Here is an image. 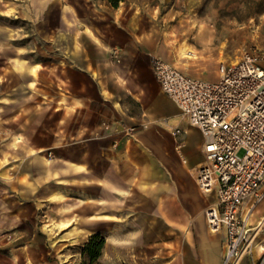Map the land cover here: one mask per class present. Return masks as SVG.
<instances>
[{
	"label": "rangeland",
	"instance_id": "rangeland-1",
	"mask_svg": "<svg viewBox=\"0 0 264 264\" xmlns=\"http://www.w3.org/2000/svg\"><path fill=\"white\" fill-rule=\"evenodd\" d=\"M36 1L37 5L34 0H0V196L8 192L10 198L17 190L18 166L27 168L37 155L51 156L50 150L39 152L29 139L37 137L46 142L50 127L57 125L60 129L66 122L105 118L110 109L107 104L82 107L74 103L85 116L66 119L65 113H51L55 107H63L64 112L73 110L64 99L66 87L62 80L66 75L63 55L72 36L83 30L100 42L96 35L111 34L115 30L113 15L101 0ZM135 3L138 14L140 1ZM144 14L146 19L142 17V25L152 26L154 45L163 53L160 58L204 80H216L220 64L237 60L244 51L257 49L264 53V0H151ZM182 43L194 55L187 61L186 69L178 63L177 50ZM37 63L42 67L32 75L29 69ZM157 90L160 91L158 84ZM56 99L59 101L55 102ZM155 99L164 113L179 115L180 126L193 128L170 99L161 96ZM127 106L130 113H140L147 120L151 117L147 102H131ZM164 121L170 126L158 125L169 135L163 136V143L172 146L171 123L169 118ZM139 125L135 122L131 128ZM181 138L193 148L198 134L189 129ZM17 139L20 141L13 144ZM183 147L177 150L174 147V152L170 148L174 157L169 159L168 188L164 187L162 194L163 199L170 201L168 207L163 206V213H158L157 207L162 204L153 189L145 193V209L138 205L134 214L103 215L100 208L83 212L84 208L59 202L51 209L46 207L45 214L35 211L31 221L26 219L19 224L6 239L0 231V264H177L178 253L181 255L182 251L186 264L192 262L198 251L196 247L195 253L193 246L197 238L194 230L201 219L207 226L205 209L213 197L200 194L195 185V170L202 160L199 149L184 154ZM32 149L35 154L31 153ZM172 180L176 181L178 190L171 188ZM256 206V212L249 219L253 227L251 250L242 254L236 264L245 259L248 262L256 259L255 264L264 260V200ZM74 216L90 221L63 229L55 225L47 230L45 226L53 225L57 217L66 220ZM260 220L262 223L258 224ZM84 227L105 238L99 256L92 263L83 252L92 233H83ZM224 241L221 240L222 250Z\"/></svg>",
	"mask_w": 264,
	"mask_h": 264
},
{
	"label": "crops",
	"instance_id": "crops-1",
	"mask_svg": "<svg viewBox=\"0 0 264 264\" xmlns=\"http://www.w3.org/2000/svg\"><path fill=\"white\" fill-rule=\"evenodd\" d=\"M101 1L105 9L113 15L115 30L111 34L96 35L100 42L93 40L83 30L81 34L72 36L63 55L66 75L62 80L66 87L64 99L72 105L73 110L64 112L63 107H55L51 113H65L66 119H75L80 114L85 116L74 103H79L82 107H88L92 103L107 104L110 106L109 113L103 115L105 118L95 117L91 121L66 122L64 128L60 129L57 125L50 127L46 142L37 137L29 139L39 152L42 149L50 150L51 156L46 158L37 155L32 158L27 168L18 166L16 193L11 194V198L8 192L1 193L0 231L4 239L26 219L31 221L35 211L41 210L45 214L46 207L51 209L59 202L84 208L83 212H89V208H100L103 215L134 214L138 205L144 208L146 191L152 192L153 189L162 204V207H157L161 214L170 201L162 197L163 188H168L166 184L169 159L174 157L170 148L174 152L175 142H183L185 146H182V153L190 154V151L199 149L203 160L199 131L195 128H183L179 124V115L164 113L162 107L156 103L157 96L166 97L157 90L151 68L153 58L163 56V53L154 45L152 26L147 28L146 24L145 27L142 25V17L146 19L144 13L147 12L151 0H139L138 14L136 0H122L116 8L105 0ZM38 3L34 0L35 5ZM87 31L91 32L88 28ZM177 52L178 63L186 69L187 61L194 58L192 50L182 43ZM32 66L29 70L35 75L36 72L31 71ZM41 67L42 65L37 70ZM58 101L56 99L55 102ZM131 102H147L150 106L149 120L140 113H130V106L127 105ZM164 118H169L171 127L179 125L184 130L182 134L189 129L196 131V146L189 148L186 139L181 138L182 134L173 138L172 146L164 144L163 136L169 135L158 126H170L163 122ZM135 122L140 125L132 129ZM143 122L150 124L142 127ZM19 141L17 139L13 144ZM35 152L34 149L31 150L32 154ZM174 182L176 184L172 180L171 188L178 190ZM153 184H156L155 188ZM42 185L46 190L42 191ZM60 198L63 199L58 200ZM256 208L258 207L252 210L250 217L254 215ZM67 219L71 220L68 226L90 221L80 216ZM61 220L63 219L57 217L53 225L60 228L58 223ZM92 232L94 231L91 228L84 227L83 233ZM194 234L197 238L193 246L195 253L196 247L198 251L188 264H221L224 229L211 232L201 219L197 222ZM178 254L177 264H186L184 251L181 255ZM255 263L256 259L240 262ZM261 264H264V260Z\"/></svg>",
	"mask_w": 264,
	"mask_h": 264
},
{
	"label": "built area",
	"instance_id": "built-area-1",
	"mask_svg": "<svg viewBox=\"0 0 264 264\" xmlns=\"http://www.w3.org/2000/svg\"><path fill=\"white\" fill-rule=\"evenodd\" d=\"M151 68L160 91L201 135L203 160L195 185L213 196L205 209L209 230L225 232L221 264H236L251 250L250 214L264 200V53L247 50L220 64L214 81L160 57L153 58ZM170 131L174 138L184 132L178 125Z\"/></svg>",
	"mask_w": 264,
	"mask_h": 264
},
{
	"label": "trees",
	"instance_id": "trees-1",
	"mask_svg": "<svg viewBox=\"0 0 264 264\" xmlns=\"http://www.w3.org/2000/svg\"><path fill=\"white\" fill-rule=\"evenodd\" d=\"M105 1L110 6L116 8L118 7L119 2L122 0H105ZM104 243H105V238L99 232L92 233L88 237V240L84 245L83 252L89 257L90 263H92L99 256L104 246Z\"/></svg>",
	"mask_w": 264,
	"mask_h": 264
},
{
	"label": "bare ground",
	"instance_id": "bare-ground-1",
	"mask_svg": "<svg viewBox=\"0 0 264 264\" xmlns=\"http://www.w3.org/2000/svg\"><path fill=\"white\" fill-rule=\"evenodd\" d=\"M183 46L181 47V49L183 50ZM186 51V50H185ZM188 53V52H187ZM188 54H190V53H188ZM184 55V54H183ZM39 64H35V65H33L32 66V68H31V71L33 72V73H35L36 72V70H37V68H39ZM77 218H74V220H76ZM71 223V220L70 219H66V220H61L58 224H59V227H61V228H63V227H66V226H68L69 224ZM262 223V221L260 220L259 222H258V224H261ZM46 227H47V230H51L52 228H53V226L52 225H49V224H46L45 225Z\"/></svg>",
	"mask_w": 264,
	"mask_h": 264
}]
</instances>
